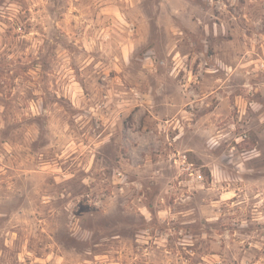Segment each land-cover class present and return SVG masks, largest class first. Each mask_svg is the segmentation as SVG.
I'll list each match as a JSON object with an SVG mask.
<instances>
[{
	"label": "rangeland",
	"instance_id": "obj_1",
	"mask_svg": "<svg viewBox=\"0 0 264 264\" xmlns=\"http://www.w3.org/2000/svg\"><path fill=\"white\" fill-rule=\"evenodd\" d=\"M0 264H264V0H0Z\"/></svg>",
	"mask_w": 264,
	"mask_h": 264
},
{
	"label": "built area",
	"instance_id": "obj_2",
	"mask_svg": "<svg viewBox=\"0 0 264 264\" xmlns=\"http://www.w3.org/2000/svg\"><path fill=\"white\" fill-rule=\"evenodd\" d=\"M191 175H193V174H191Z\"/></svg>",
	"mask_w": 264,
	"mask_h": 264
}]
</instances>
